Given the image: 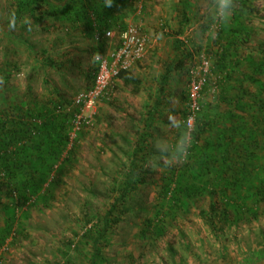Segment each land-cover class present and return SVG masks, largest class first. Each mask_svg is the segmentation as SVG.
Returning <instances> with one entry per match:
<instances>
[{
  "label": "rangeland",
  "instance_id": "1",
  "mask_svg": "<svg viewBox=\"0 0 264 264\" xmlns=\"http://www.w3.org/2000/svg\"><path fill=\"white\" fill-rule=\"evenodd\" d=\"M24 1L0 0V108L18 107L15 113L24 120L43 114L59 123L70 114L73 97L89 86L88 72L98 51L81 22L70 25L54 17V12L43 16L51 7L44 0L35 3V14L43 16L39 23L26 11L16 16ZM58 1L52 0L51 5L60 7ZM123 3L125 8L117 15L121 24L144 29L150 47L130 69L134 79L129 76L127 83L116 79V98L99 103L91 125L82 128L76 139L50 141L56 151L33 166L32 172L42 173L43 180L28 186L31 195L25 205L14 207L8 187H0V236L10 222L14 230L0 247L1 264H89L100 221L146 129L147 111L154 103L164 67L173 57L176 40L184 52L195 55L196 50H205L212 65L217 62L216 53L233 37L227 83L229 96L234 98L227 101V107L219 100L208 104L219 106L215 120L225 117L231 105L236 107L235 100L246 102L258 91L264 104V68L256 74L251 66L254 62L264 66V0H234L227 7L220 0H191L188 23L180 31L178 0ZM188 60H184V69L173 70L163 104L146 130L144 183L127 197L126 212L120 213L118 223L97 245L96 264H264V252L251 258L253 251L264 250V201L244 205L247 196L242 192L238 214L227 210L223 202L227 218L219 224L221 229L212 230L199 212L207 211L211 200L220 205L216 196L209 197L199 186L201 190L172 199L166 187L170 172L184 162L176 149L189 139L186 132L185 141L181 137L186 105L181 95L187 89ZM215 71L211 72L217 80L220 71ZM262 120L253 116L249 123L258 130L250 147L264 158V150L257 146L264 136ZM46 146L49 142L42 140L41 147ZM256 171L264 176V168L258 166ZM148 219L152 223L147 227ZM143 228L148 231L143 233Z\"/></svg>",
  "mask_w": 264,
  "mask_h": 264
},
{
  "label": "trees",
  "instance_id": "2",
  "mask_svg": "<svg viewBox=\"0 0 264 264\" xmlns=\"http://www.w3.org/2000/svg\"><path fill=\"white\" fill-rule=\"evenodd\" d=\"M39 0H26L24 3L20 2V6L16 11V16L21 15L24 11L28 12L36 23L42 21L44 15L54 17L57 15L61 20L67 21L68 24L81 22L83 30L86 35L93 38L98 52L104 53L107 46V40L104 38V32L109 29H122L126 25L121 24L120 18L121 9L125 8L123 3L125 0H59L62 2L60 7L54 8L52 0H44L50 8L45 10L43 15H36L35 3ZM43 1V0H41ZM191 0H178V15L179 22L178 30L188 23V11ZM234 0H229L233 2ZM56 3V4H58ZM59 8H61L59 10ZM60 11V12H59ZM59 12V13H58ZM61 15V16H60ZM62 17V18H61ZM18 39L17 37H14ZM20 40V39H19ZM233 37L230 38V43L225 45L220 52L216 53L217 62H212V71L218 69L219 76V91L218 94L207 99L206 94L200 101V110L196 113L193 128L190 133L187 132L186 117L187 106L182 110V139L185 141V132L188 135L187 145L176 149V154L182 155L183 164L181 167L170 172L168 181L165 183L167 188H170L171 198H180L183 193L191 194L192 191L201 190V187L206 190L209 197H217L220 205H217L214 200H211L209 209L207 211L201 210L199 215L205 220L212 230L221 229L219 224L224 223L227 218V212L221 207L225 203L227 210L237 213L242 205L248 203H261L264 201V176L256 171L259 166L264 168V162H259L262 156L258 155L256 148H251L250 145L255 141L257 129H252L253 116L263 119L261 121L262 133H264V104L261 94L256 92L252 94L254 97L246 102L235 100V105H231L227 114L215 120L214 112L219 108L218 105H213L219 100L220 103L230 105L227 101H233L229 96V83H227L228 74L227 69L229 62L228 56L231 55V47ZM181 41L176 40L174 54L172 59L166 63L164 70L158 81L154 103L147 111L145 118V131L141 133L135 144V150L129 156V160L125 170L122 174L121 180L117 183L115 197L110 203L109 208L101 219V229L97 231V236L94 238L93 255L89 264H96L99 257L98 244L105 236L106 232L120 220V213L127 210V197L144 183L142 170L146 165V130L152 125L153 117L159 107L162 106L164 97L166 95L167 84L171 78V74L175 69H184L185 59L189 58V63L186 66V74L188 73V66L194 60V53L184 52L181 48ZM197 51V50H196ZM49 62V60H47ZM233 65V63H232ZM253 73L261 74L264 66L261 63H251ZM93 66L88 72L90 76V85L93 84L94 76ZM216 72V71H215ZM129 76L134 79L128 71L119 73L118 78L129 81ZM252 79V78H251ZM88 86V87H89ZM184 103L187 100V94L181 95ZM104 100V99H103ZM114 101V100H113ZM255 101V102H254ZM102 102H106L105 100ZM111 102V101H107ZM208 105V107H204ZM256 105V107H255ZM205 109H204V108ZM18 107H10V111L1 110L0 108V187L5 185L8 187L10 197L14 207H22L30 200L29 185H37L42 182L43 174H35L32 172L33 166L41 165V162L47 160L56 148L55 142L70 140V118L71 114L65 115V118L57 123L53 116L31 115L24 120L22 114L15 113ZM204 109V110H203ZM207 113L208 119L206 120ZM263 112V113H262ZM247 113V114H242ZM249 116L251 120H249ZM35 120V122L33 121ZM39 120V122H36ZM251 122V123H250ZM259 122L257 119L255 121ZM250 123V124H249ZM259 124V123H258ZM257 126V125H256ZM260 129V126H257ZM80 132V131H79ZM78 132V133H79ZM55 133V134H52ZM64 137V139H63ZM78 137V136H76ZM76 137L74 139H76ZM63 139V140H62ZM67 139V140H66ZM42 140L49 142V146L41 147ZM260 142L257 146L264 150V136H261ZM56 147V146H55ZM54 150V152L52 151ZM148 154V153H147ZM52 163L56 160V156L51 157ZM264 159V158H263ZM30 164L29 167H27ZM50 164V162H49ZM43 169V168H42ZM31 172V173H30ZM35 172V171H34ZM45 174V173H44ZM28 176V177H27ZM192 181H191V180ZM174 181V184H172ZM196 181V182H195ZM172 184V185H171ZM172 186V187H170ZM193 189V190H191ZM17 193V195H13ZM245 192L247 198L243 204L241 193ZM166 192L164 196H166ZM179 194L178 197H176ZM169 204V203H168ZM119 208V209H118ZM118 210V212H117ZM147 227L152 223L147 220ZM218 225V226H217ZM12 222L8 223L6 233L0 236V247L4 244L6 239L12 235ZM148 231L143 228L142 232ZM264 250L257 249L253 251L251 258L260 257ZM247 261V260H246ZM58 264V263H57ZM243 264V263H242Z\"/></svg>",
  "mask_w": 264,
  "mask_h": 264
},
{
  "label": "built area",
  "instance_id": "3",
  "mask_svg": "<svg viewBox=\"0 0 264 264\" xmlns=\"http://www.w3.org/2000/svg\"><path fill=\"white\" fill-rule=\"evenodd\" d=\"M104 38L107 40L109 48L104 53L97 52L93 55L95 67L93 84L80 90L70 103L69 136L71 140L82 128L92 124L93 116L101 101H113L116 98L118 91L115 81L119 73L129 72L136 63L144 58L151 44L149 34L135 24H127L122 29H109L104 32ZM211 71L209 54L205 50L195 51L194 60L189 64L186 74V106L188 110L186 126L188 133L192 131L195 116L200 110V101L204 95L213 97L218 94L219 77L217 76V80L214 79ZM33 121L35 122V120Z\"/></svg>",
  "mask_w": 264,
  "mask_h": 264
},
{
  "label": "clouds",
  "instance_id": "4",
  "mask_svg": "<svg viewBox=\"0 0 264 264\" xmlns=\"http://www.w3.org/2000/svg\"><path fill=\"white\" fill-rule=\"evenodd\" d=\"M221 3L223 6L227 7V5L229 4V0H221Z\"/></svg>",
  "mask_w": 264,
  "mask_h": 264
}]
</instances>
